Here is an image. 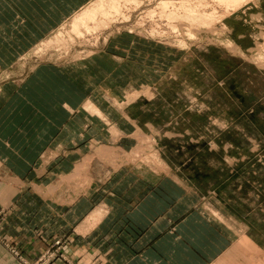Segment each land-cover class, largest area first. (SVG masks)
<instances>
[{
	"label": "rangeland",
	"instance_id": "obj_1",
	"mask_svg": "<svg viewBox=\"0 0 264 264\" xmlns=\"http://www.w3.org/2000/svg\"><path fill=\"white\" fill-rule=\"evenodd\" d=\"M115 1L91 0L30 51L2 18L0 131L56 97L90 100L77 179L90 185V165L106 182L94 205L147 195L160 264H264V0Z\"/></svg>",
	"mask_w": 264,
	"mask_h": 264
},
{
	"label": "crops",
	"instance_id": "obj_2",
	"mask_svg": "<svg viewBox=\"0 0 264 264\" xmlns=\"http://www.w3.org/2000/svg\"><path fill=\"white\" fill-rule=\"evenodd\" d=\"M90 1L0 0V21L12 20L5 27L16 36L12 41L30 51L33 37L50 34ZM54 100L52 108L37 110L32 124L8 123L0 131V264H20L16 250L37 259L59 237L65 239L64 256L52 264H160L156 207L146 205L147 195L128 204L115 194L117 204L94 205L106 182L98 189L90 165L84 174L92 182L80 187V165L92 163L90 135L97 119L85 108L92 102ZM19 112L12 109L10 116Z\"/></svg>",
	"mask_w": 264,
	"mask_h": 264
},
{
	"label": "built area",
	"instance_id": "obj_3",
	"mask_svg": "<svg viewBox=\"0 0 264 264\" xmlns=\"http://www.w3.org/2000/svg\"><path fill=\"white\" fill-rule=\"evenodd\" d=\"M0 223H1V219H0ZM63 244V242L60 239H57L54 241L52 247H50V249H48L46 251V253H44L42 256H40L39 261L41 262V264H48V262H52L55 259H57L59 257V253H61V245ZM57 247V249L55 250L54 248ZM23 264H31L29 261V259L27 258H22L21 259ZM49 262V263H50Z\"/></svg>",
	"mask_w": 264,
	"mask_h": 264
},
{
	"label": "bare ground",
	"instance_id": "obj_4",
	"mask_svg": "<svg viewBox=\"0 0 264 264\" xmlns=\"http://www.w3.org/2000/svg\"><path fill=\"white\" fill-rule=\"evenodd\" d=\"M110 1H112L111 2V5H112V7L113 8H116V1L115 0H110ZM224 1H227V0H224ZM231 0H229V2H230ZM231 2H233V1H231ZM107 4V3H106ZM105 4V5H106ZM92 16H94V12H93V10H90V11H84V14H83V18L82 17H80V18H78L77 16H76V18L74 19V30H73V32H75V34L77 33V34H80L81 35V29H80V26L82 25V23L83 22H85V21H83V22H81L80 20H82V19H94V17H92ZM92 17V18H91ZM90 105H91V103H90ZM88 106V105H87ZM93 108V107H92ZM91 109V108H90ZM98 111V110H97ZM100 112V111H99Z\"/></svg>",
	"mask_w": 264,
	"mask_h": 264
}]
</instances>
